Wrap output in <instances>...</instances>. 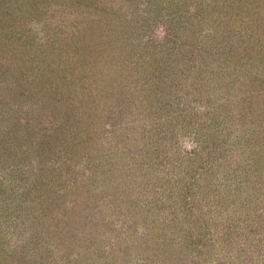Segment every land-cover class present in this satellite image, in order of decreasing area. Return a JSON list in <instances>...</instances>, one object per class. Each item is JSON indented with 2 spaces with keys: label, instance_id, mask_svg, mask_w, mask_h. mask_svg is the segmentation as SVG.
<instances>
[{
  "label": "rangeland",
  "instance_id": "1",
  "mask_svg": "<svg viewBox=\"0 0 264 264\" xmlns=\"http://www.w3.org/2000/svg\"><path fill=\"white\" fill-rule=\"evenodd\" d=\"M0 1V264H264V0Z\"/></svg>",
  "mask_w": 264,
  "mask_h": 264
},
{
  "label": "trees",
  "instance_id": "2",
  "mask_svg": "<svg viewBox=\"0 0 264 264\" xmlns=\"http://www.w3.org/2000/svg\"><path fill=\"white\" fill-rule=\"evenodd\" d=\"M2 3H3V1L2 2L0 1V4H2ZM9 7H11V5H1L0 6L1 9H5V8H9Z\"/></svg>",
  "mask_w": 264,
  "mask_h": 264
}]
</instances>
